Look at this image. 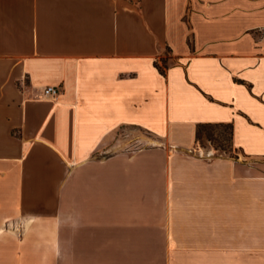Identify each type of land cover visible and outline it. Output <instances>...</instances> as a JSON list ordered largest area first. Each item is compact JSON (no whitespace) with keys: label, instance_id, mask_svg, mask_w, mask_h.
I'll use <instances>...</instances> for the list:
<instances>
[{"label":"crops","instance_id":"1","mask_svg":"<svg viewBox=\"0 0 264 264\" xmlns=\"http://www.w3.org/2000/svg\"><path fill=\"white\" fill-rule=\"evenodd\" d=\"M0 264H264V0H0Z\"/></svg>","mask_w":264,"mask_h":264},{"label":"rangeland","instance_id":"2","mask_svg":"<svg viewBox=\"0 0 264 264\" xmlns=\"http://www.w3.org/2000/svg\"><path fill=\"white\" fill-rule=\"evenodd\" d=\"M133 130H120L118 134L122 135L129 143L128 148L137 149L147 143V141L137 140ZM139 133V134H138ZM137 135L143 138L148 135L145 132H138ZM136 135V134H135ZM145 135V136H144ZM198 146L205 149H215L216 154L233 155V147L231 144L230 129L222 125H203L199 128V136L197 137ZM198 207L194 205V208Z\"/></svg>","mask_w":264,"mask_h":264},{"label":"trees","instance_id":"3","mask_svg":"<svg viewBox=\"0 0 264 264\" xmlns=\"http://www.w3.org/2000/svg\"><path fill=\"white\" fill-rule=\"evenodd\" d=\"M158 66V68L160 69V71L165 74V68L167 67L166 65V60L164 59L163 60V65H159V64H156ZM203 125H209V124H201L199 127H198V131H197V137L199 136V128ZM215 125H222V126H226L230 129V133H231V129H232V125L231 124H215Z\"/></svg>","mask_w":264,"mask_h":264},{"label":"built area","instance_id":"4","mask_svg":"<svg viewBox=\"0 0 264 264\" xmlns=\"http://www.w3.org/2000/svg\"><path fill=\"white\" fill-rule=\"evenodd\" d=\"M60 88L58 86L48 85L44 87V94L46 95H56L59 93Z\"/></svg>","mask_w":264,"mask_h":264}]
</instances>
